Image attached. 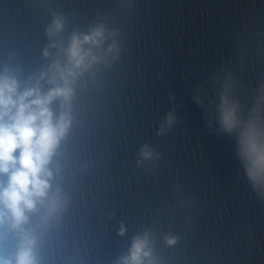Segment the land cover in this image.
Segmentation results:
<instances>
[{"label": "water", "instance_id": "water-1", "mask_svg": "<svg viewBox=\"0 0 264 264\" xmlns=\"http://www.w3.org/2000/svg\"><path fill=\"white\" fill-rule=\"evenodd\" d=\"M54 16L57 43L102 23L120 54L76 85L57 158L70 203L45 229L44 264H113L145 229L158 264H264V197L205 110L225 82L245 110L264 85V0H0V67L24 80L56 58L42 55ZM144 144L158 158L138 165Z\"/></svg>", "mask_w": 264, "mask_h": 264}, {"label": "clouds", "instance_id": "clouds-1", "mask_svg": "<svg viewBox=\"0 0 264 264\" xmlns=\"http://www.w3.org/2000/svg\"><path fill=\"white\" fill-rule=\"evenodd\" d=\"M65 20L54 16L46 29L52 43L42 51L45 68L27 79L10 66L0 67V264H44L40 245L50 223L60 218L70 200L61 184L58 156L72 131L76 85L85 74L108 66L120 54L117 33L102 23L73 30L66 43L57 39ZM198 103H203L196 96ZM210 126L217 134L234 136L236 154L254 192L264 197V85L252 106L245 110L229 83L209 97ZM176 122L175 112L164 117L157 134ZM149 144L140 147L137 164L157 159ZM121 223L118 235L125 236ZM178 237L166 235L173 246ZM5 245L9 247L4 253ZM113 264H158L151 230L134 234L125 252Z\"/></svg>", "mask_w": 264, "mask_h": 264}]
</instances>
